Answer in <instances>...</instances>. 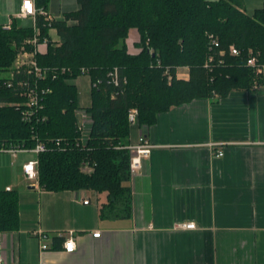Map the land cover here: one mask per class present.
<instances>
[{"label": "trees", "instance_id": "trees-1", "mask_svg": "<svg viewBox=\"0 0 264 264\" xmlns=\"http://www.w3.org/2000/svg\"><path fill=\"white\" fill-rule=\"evenodd\" d=\"M48 3L36 0L45 9ZM78 5L52 21L37 15L39 40L49 39L37 60L49 74L43 83L51 87L40 120H23L15 105L22 98L8 86V76L0 77V148H33L38 139L46 142L47 149L39 154L43 189L107 192L101 216L128 217L131 153L125 146L132 129L130 109H138V126H151L174 105L263 85L264 78L247 59L252 50L264 63V6L247 13L241 0H78ZM53 28L58 42L50 37ZM131 28L141 36L138 54H131L126 45ZM34 33L32 24L0 25V72L10 71L22 47L32 48L28 41ZM231 45L239 55L230 53ZM180 66L190 68L189 79L177 77ZM114 67L128 79L122 88L107 82ZM83 69L91 80H102L93 87L88 107L79 105L74 83ZM77 110L90 117L84 143L79 142ZM83 161L94 166L91 173L81 170ZM19 224L18 191L0 190V232L18 229Z\"/></svg>", "mask_w": 264, "mask_h": 264}, {"label": "crops", "instance_id": "crops-1", "mask_svg": "<svg viewBox=\"0 0 264 264\" xmlns=\"http://www.w3.org/2000/svg\"><path fill=\"white\" fill-rule=\"evenodd\" d=\"M22 1L0 0V25L30 20L18 16ZM262 6L264 0H241L247 13ZM78 7V0H49L47 10L63 18ZM140 41L131 28V54L141 52ZM176 73L189 79L190 68ZM142 131L154 147L129 181L128 217L101 216L107 192L31 184L23 164L35 153L0 148V190L18 191L20 216L18 229L0 232L2 264H264V84L174 105L151 126L132 125L128 144ZM185 222L196 228L179 226ZM38 229L65 236L41 252ZM70 231L74 252L64 250Z\"/></svg>", "mask_w": 264, "mask_h": 264}, {"label": "built area", "instance_id": "built-area-1", "mask_svg": "<svg viewBox=\"0 0 264 264\" xmlns=\"http://www.w3.org/2000/svg\"><path fill=\"white\" fill-rule=\"evenodd\" d=\"M42 15L46 20L52 21L56 17L53 16L47 9L38 7L36 0H23L18 16L20 18H30L32 19V26L34 28V36L29 39L28 44L32 45L31 49H25L22 47L18 52L14 64L7 77L8 86L15 88L17 93H19L22 98L21 101L16 102L15 105L20 107L21 115L24 121L33 122L35 120H40L42 118L41 109L43 108V101L45 96L51 91V87L46 86L45 82L49 78V74L46 68L42 67L38 60L37 56L40 53L46 51L49 39L45 37L42 41L39 40V28L37 26V15ZM11 22L5 24V28L11 27ZM212 42L215 46H218L217 37L213 34L210 35ZM229 51L232 55H239L240 51L234 45H231ZM224 53V51H221ZM212 60L210 57L207 60L206 66L209 65V62ZM247 65L254 69V71L262 78H264V63H259L257 56L249 51V57L247 59ZM86 69L82 70V74H86ZM54 77V75H53ZM127 77L121 73V70L118 67H114L107 74V82L113 85L116 88H122L127 84ZM102 83L101 79L91 80L92 87H98ZM259 88V86H257ZM138 109L132 108L129 111V117L132 125H137ZM77 128L80 132L79 142L84 143L85 138L88 136L89 132V123L90 117L84 110H77ZM45 119V117H43ZM146 128L147 126H142ZM154 145L150 142L147 134L142 131L139 135L138 141L133 144H128L125 148L129 149L131 153L130 159V173L131 177L136 176L140 173L143 167L144 159L149 158L152 153V148ZM2 149L10 152L12 155L16 156L18 152H33L35 157L28 160L23 164V172L25 178L31 184H39L40 172H39V154L47 149V143L38 139L36 145L33 148H26L24 146H10V147H1ZM223 151H218L216 156H222ZM81 170L85 173H91L94 170V166L90 164L89 161H83L81 165ZM11 187H8L7 190H11ZM84 203H89L90 199H84ZM182 228H196L195 222H185L179 224ZM34 235L39 239V245L41 252L53 248V239L54 237L65 236L63 233L57 232L51 234L42 229L35 230ZM102 234L101 230H96L93 232L94 237H100ZM71 246V247H70ZM77 248L76 236L74 231H70L69 235L65 238L64 241V250L66 252H74ZM2 256L0 254V264H2Z\"/></svg>", "mask_w": 264, "mask_h": 264}, {"label": "rangeland", "instance_id": "rangeland-1", "mask_svg": "<svg viewBox=\"0 0 264 264\" xmlns=\"http://www.w3.org/2000/svg\"><path fill=\"white\" fill-rule=\"evenodd\" d=\"M32 23V19H30L27 23L24 25H28ZM50 32V31H49ZM50 37L52 38L53 41H56L59 38V35L57 33V30L54 28L50 32ZM14 64V63H13ZM9 75L8 72H0V77H7ZM74 83L76 84L77 91H78V103L81 107H88L92 103V84H91V78L87 74H81L78 76L75 80Z\"/></svg>", "mask_w": 264, "mask_h": 264}, {"label": "snow or ice", "instance_id": "snow-or-ice-1", "mask_svg": "<svg viewBox=\"0 0 264 264\" xmlns=\"http://www.w3.org/2000/svg\"><path fill=\"white\" fill-rule=\"evenodd\" d=\"M71 247V246H70Z\"/></svg>", "mask_w": 264, "mask_h": 264}]
</instances>
